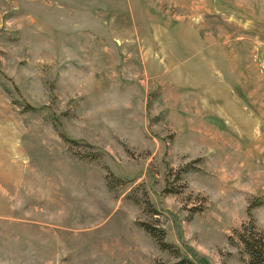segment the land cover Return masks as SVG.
Wrapping results in <instances>:
<instances>
[{
	"label": "rangeland",
	"instance_id": "374dc122",
	"mask_svg": "<svg viewBox=\"0 0 264 264\" xmlns=\"http://www.w3.org/2000/svg\"><path fill=\"white\" fill-rule=\"evenodd\" d=\"M251 221L264 0H0V264H246Z\"/></svg>",
	"mask_w": 264,
	"mask_h": 264
},
{
	"label": "trees",
	"instance_id": "16d2710c",
	"mask_svg": "<svg viewBox=\"0 0 264 264\" xmlns=\"http://www.w3.org/2000/svg\"><path fill=\"white\" fill-rule=\"evenodd\" d=\"M172 191V190H171ZM169 190L166 193H173ZM148 210L156 215L151 205ZM140 227L148 233L157 243L158 247L163 251H173L179 253L176 248L165 241L166 234L162 229H156L149 224H140ZM237 240L242 245L244 253L248 256L246 264H264V232L258 231L254 223L251 221L244 224L241 230L236 233ZM231 240V239H230ZM178 264H192L190 261L183 260Z\"/></svg>",
	"mask_w": 264,
	"mask_h": 264
}]
</instances>
